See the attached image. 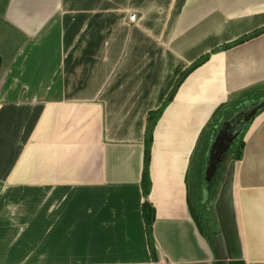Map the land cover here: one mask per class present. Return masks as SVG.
<instances>
[{
    "label": "crops",
    "instance_id": "obj_1",
    "mask_svg": "<svg viewBox=\"0 0 264 264\" xmlns=\"http://www.w3.org/2000/svg\"><path fill=\"white\" fill-rule=\"evenodd\" d=\"M263 27L264 0H0V264H264V109L214 201L217 250L186 184L214 109L264 87V32L224 48Z\"/></svg>",
    "mask_w": 264,
    "mask_h": 264
},
{
    "label": "trees",
    "instance_id": "obj_2",
    "mask_svg": "<svg viewBox=\"0 0 264 264\" xmlns=\"http://www.w3.org/2000/svg\"><path fill=\"white\" fill-rule=\"evenodd\" d=\"M264 32V27L249 34L241 37L240 39L233 42L231 45H226L224 48L244 42L254 36H257ZM208 55L201 57L194 62L188 69H186L180 77L177 79L176 87L183 80V78L194 68L201 65ZM173 94V92H172ZM264 97V87H256L242 92L234 100L226 103L219 104L213 111L208 122L201 129L196 144L194 146L190 161L186 172V184L188 188V201L192 209L194 210V219L202 234L207 237L210 244L214 247V250L219 249V237L220 233L217 227L215 213L213 209L214 201L218 195L219 188L224 179V174L229 166V163L239 160L242 154L244 145L243 137L245 130L233 141L231 147L226 152L222 163L217 168L215 174L212 176L210 182L205 179V168L208 161V151L210 144L214 136L216 135V126L219 121L227 118L234 111L241 108L244 104L257 101ZM171 98V97H170ZM170 98L168 100H170ZM167 100V101H168ZM166 101V102H167ZM163 107L159 110L151 113L148 118L152 121L154 126L157 118L161 114ZM151 135L152 129L148 130L145 145V156H144V170L142 173L141 186L144 196L142 203V214L145 222L146 233L148 236V243L150 249L154 250V244L152 239V226L155 218L154 207L148 202L147 196L150 191L151 182L148 173V164L150 159V147H151ZM204 190L208 193L207 201H203ZM216 264H245L242 260H218Z\"/></svg>",
    "mask_w": 264,
    "mask_h": 264
},
{
    "label": "water",
    "instance_id": "obj_3",
    "mask_svg": "<svg viewBox=\"0 0 264 264\" xmlns=\"http://www.w3.org/2000/svg\"><path fill=\"white\" fill-rule=\"evenodd\" d=\"M264 109V97L244 104L228 118L219 121L216 135L211 141L208 161L205 168V179L210 182L233 141L247 128L255 115Z\"/></svg>",
    "mask_w": 264,
    "mask_h": 264
},
{
    "label": "built area",
    "instance_id": "obj_4",
    "mask_svg": "<svg viewBox=\"0 0 264 264\" xmlns=\"http://www.w3.org/2000/svg\"><path fill=\"white\" fill-rule=\"evenodd\" d=\"M135 20H136L135 14H132V15L129 16V21L130 22H134Z\"/></svg>",
    "mask_w": 264,
    "mask_h": 264
},
{
    "label": "rangeland",
    "instance_id": "obj_5",
    "mask_svg": "<svg viewBox=\"0 0 264 264\" xmlns=\"http://www.w3.org/2000/svg\"><path fill=\"white\" fill-rule=\"evenodd\" d=\"M150 127H152V124H150Z\"/></svg>",
    "mask_w": 264,
    "mask_h": 264
}]
</instances>
